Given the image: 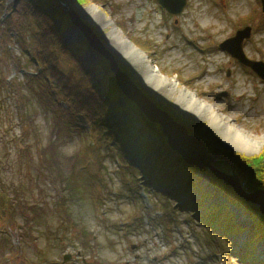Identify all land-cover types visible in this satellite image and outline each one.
I'll list each match as a JSON object with an SVG mask.
<instances>
[{"label":"rangeland","instance_id":"1","mask_svg":"<svg viewBox=\"0 0 264 264\" xmlns=\"http://www.w3.org/2000/svg\"><path fill=\"white\" fill-rule=\"evenodd\" d=\"M38 2L44 11L37 16L32 0H0V264H264V214L258 205L239 197L209 168L165 150L161 125L125 97L103 56L87 43L83 49L85 37L64 9L78 12L138 89L189 135L186 123L199 124L236 159L248 157L250 169L251 159H264V81L218 45L248 25L252 31L243 52L264 62L260 0H187L178 15L157 0ZM59 17L70 25L64 28ZM37 21L60 52L69 46L75 56L64 51L60 55L68 62L60 56L43 60L44 48L35 41ZM75 59L82 65L75 64L74 90L84 84L87 90L72 104L58 76L74 74ZM151 66L167 84L148 77ZM103 83L114 91L112 98L101 92ZM193 95L203 107L190 100ZM101 98L110 135L86 114ZM138 118L148 129L126 143L120 134L126 137L129 124L140 130ZM202 140L210 153L229 157L250 191L236 160ZM139 142L152 145L148 155L139 156ZM129 149L142 172L152 175L141 176L128 164ZM166 160L184 164L167 177L176 198L154 182L160 181L154 174L169 171ZM213 164L226 173L231 168L225 160ZM130 169L142 184L131 180ZM187 175L194 180L184 179Z\"/></svg>","mask_w":264,"mask_h":264},{"label":"water","instance_id":"2","mask_svg":"<svg viewBox=\"0 0 264 264\" xmlns=\"http://www.w3.org/2000/svg\"><path fill=\"white\" fill-rule=\"evenodd\" d=\"M162 6L166 7L171 13H179L185 5V0H159ZM261 10L264 12V0H260ZM63 5V4H62ZM73 26L78 27L91 50L103 56L109 64V69L114 74L115 82L126 98L136 103L138 109L145 117L155 123H159L162 132L166 137V143L174 151L179 152L186 163L197 165L200 168H209L218 178L226 182L233 188L235 193L250 204L258 205L262 214H264V188L253 191H246L241 184L240 179L234 173V167L229 157L223 154H212L206 148L205 142L195 135H189L184 125L177 123L170 114L161 110L156 104L149 100L144 93L138 89L136 84L123 72L117 62V59L111 51L107 50L99 38L93 34L91 28L74 9L64 6ZM251 35V27L245 26L238 29L235 34L223 40L219 47L229 53L240 63L250 67L259 77L264 80V62L260 60H251L243 52V42ZM217 160H225L230 163V171L226 173L214 166ZM69 255L64 256L67 260Z\"/></svg>","mask_w":264,"mask_h":264},{"label":"trees","instance_id":"3","mask_svg":"<svg viewBox=\"0 0 264 264\" xmlns=\"http://www.w3.org/2000/svg\"><path fill=\"white\" fill-rule=\"evenodd\" d=\"M32 1H33V3L31 4L30 10L32 11V13H34L35 15L38 16V15H40V12H43L44 11V9H43L44 7H42V2H38V0H32ZM34 1H36V4H34ZM60 20H62V24H63L62 26L64 28H66V26L70 25V23H69L68 20H67L68 22L66 20H63V18H60ZM37 22H38L37 24L39 25V32L35 36V41L37 42L39 48H44V51L43 52L46 55H45V59L43 57V60L47 61L49 57L60 56L63 59L64 62H68L66 60V58H64L63 56H61V55H65V52L64 51H66L68 54H71L72 56H75L74 55L75 51L71 47H69V46L66 47L63 52H60L59 49L57 48L55 42H54V39L55 38L53 37V35L48 32L49 30L44 27V24L43 23H41L39 21H37ZM58 37H59V35H58ZM60 38L63 40L62 34H61ZM81 43H82L83 49L87 48V46L85 45L86 42H83L82 41ZM57 52H59V53H57ZM75 61H74V64H73V61H72V63H71L72 64V67H70L71 68L70 71L73 72L74 74L71 73V76L69 77L66 73L61 72V74H59V76H58V77H61L59 79H61V80L63 79L64 84H63V86L61 85L62 86L61 88L63 89V91L65 92L64 94L67 95L68 100L72 104H75L76 103V99H77L76 97H77V95L86 92L85 91L86 84H84L81 89L74 90L75 88H77L76 86L79 83V81H78V79H79V70L77 69V66L75 64L77 63L78 65H82L78 59H75ZM68 83H71V89L72 90L67 89V84ZM103 86H104V89H102L101 92L102 93L105 92L106 95L108 96V98H110V97L112 98L113 95H115V94L112 93L114 91H112V89H111L112 92H110L109 89L105 90V88H106L105 87V83H103ZM93 101H94V105L92 106L93 111H90L89 113L86 112V114H87V116H89L91 118V120H92L91 121V124L92 123L93 124L98 123V125H104V127H103L104 129H103L102 132H104V130L109 131V135H110L111 130L107 126V123L108 122L105 121L106 120V118H105L106 116L103 113L104 112V108H106V106H107L106 105L107 103L105 102L104 98L99 99V102H98V100L95 101V99ZM128 110H130V108ZM133 113H135V111L132 110V114ZM133 117L135 119L137 118V117H135L134 114H133ZM138 120L141 122V125H142V127L140 128V130H139V128H133L132 125L129 124L128 130L125 131L126 137L123 134H120V132H119V134L121 135L122 139L126 143L133 142V139L138 140L139 134L141 133L140 134V137H141L142 134H143V131L146 130L145 129V128H147V125L146 124L148 122H146L144 120V118H138ZM186 124H187V126H189L188 127L189 129L191 128L190 129V132L193 135L198 136L201 139H204L209 144V147H210L209 149L211 151H214V152H224V153H227L228 152V151H225L223 149V146L220 144L219 140L216 139V138H214L208 131H206L205 128H203L202 126H200L199 124H197L195 122L194 123H191V124H188V123H186ZM91 127H92V125H91ZM125 128H126V125H125ZM114 133H115L114 138L116 136L119 138V135H117V132L114 131ZM152 134L155 137L160 138V140H162L161 143H163L164 138H163V136H162V134L160 132H157V133L155 132V134L154 133H152ZM110 138H112V137H110ZM120 142L121 143H124L122 141H120ZM126 143H125V145H126ZM139 144H140V146H142L141 149H138L139 150V153H138L139 156L148 155V153L151 151L150 148H152L151 147L152 145L149 144V146H148L145 142H139ZM165 150L166 151H169V152L171 151V149L169 147H167V146H165ZM130 152H132V151L129 149V152H127V154L129 156H131V155L133 156V154H131ZM228 153L230 154V156L234 160H236V167L239 169V172H238L239 173V176H240L241 180L246 183V184L244 183V185H246V187L248 189L253 190V189H256L258 187H264V159H259V157L254 158V159H251V163H253V162H255V163L252 164V166H251L250 169H246L245 167L246 166H249L248 165V159H249L248 157L247 158L241 157V158L236 159L237 156H234L233 153H230V152H228ZM134 156L137 157L136 154ZM149 156H150V154H149ZM242 159H244V160H242ZM179 160H181V159L179 158ZM127 162H130L129 159L127 160ZM166 162H167L166 164L168 165L169 171L166 170L164 172V170L163 171L161 170L160 173L159 172L158 173L155 172L156 174H154V175H156L158 179L160 177V179H159L160 181L154 179V182L157 183V184L160 183L163 186H165L164 188L167 187V188L170 189L172 187V185L170 184V182L167 179V177L169 178L168 174H170L171 172L173 173V171L175 170L172 167H177L176 168V170H177V169H179V167H178L179 165H183L184 166V164L180 161L179 162V165L177 166L176 164H174L170 160H168V161L166 160ZM170 162L173 163L172 166H169V163ZM221 164L224 165V163H221ZM137 169L139 171H141V174L142 175L143 174L145 175L146 173H151L150 171H147L145 168H143V171L145 173L142 172V169L140 167H138ZM188 174H189V172H188ZM151 175H152V173H151ZM183 178L184 179H187V176H183ZM131 180L134 181L133 178H131ZM170 190L173 191L172 189H170ZM195 208L196 207L194 206V209ZM199 216H200V218L202 217L201 215H199ZM201 219H203V218H201ZM202 221L204 222V220H202ZM210 228L213 229L212 227H210Z\"/></svg>","mask_w":264,"mask_h":264},{"label":"bare ground","instance_id":"4","mask_svg":"<svg viewBox=\"0 0 264 264\" xmlns=\"http://www.w3.org/2000/svg\"><path fill=\"white\" fill-rule=\"evenodd\" d=\"M261 12H262V10H261ZM262 13H264V12H262ZM224 51V50H223ZM134 52H135V54L138 56V57H140V53H139V51L138 50H134ZM226 52V51H225ZM227 53V52H226ZM142 58H144V57H142ZM242 64V63H241ZM245 66V65H244ZM148 71H149V73H148V77L149 78H152V79H156V81L157 82H159L158 83V85H160V83H161V85H163V84H167V82L165 81V77H160V76H158L157 74H156V72H157V70L155 69V67H153V66H151V67H149V69H148ZM229 71V70H228ZM159 77V78H158ZM190 100L191 101H193V102H196V103H198L199 104V106H201V107H203V103L200 101V100H198L197 98H196V96L195 95H193V96H191L190 97ZM205 108V107H204ZM206 110H212L211 108H206ZM228 127V126H227ZM228 128H231V126L230 127H228ZM234 128V127H233ZM235 130V133L236 134H238V135H240L242 132L240 131V130H238V129H234ZM238 135H235V136H238ZM244 148H246V147H244ZM243 148V150H245ZM247 149V148H246ZM223 171V170H222ZM187 177L189 178V179H191V181H193L194 180V178H192V176H190V175H187ZM186 180H188V179H186ZM242 184V183H241ZM246 184V183H245ZM243 185H244V182H243ZM245 187H246V185H244ZM250 191H253V190H250Z\"/></svg>","mask_w":264,"mask_h":264}]
</instances>
